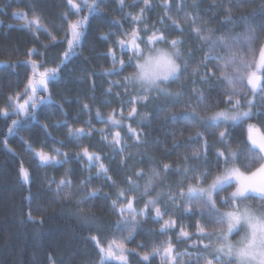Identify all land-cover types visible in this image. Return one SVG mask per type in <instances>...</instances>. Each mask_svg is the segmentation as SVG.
Returning <instances> with one entry per match:
<instances>
[{
  "label": "trees",
  "instance_id": "16d2710c",
  "mask_svg": "<svg viewBox=\"0 0 264 264\" xmlns=\"http://www.w3.org/2000/svg\"><path fill=\"white\" fill-rule=\"evenodd\" d=\"M97 2L99 14H90L87 8L77 14L67 0H0V108H7L9 113L7 116L0 113V264H101L99 249L101 246L106 247L111 240L123 242L129 250L126 253L127 264H163V247L169 241L175 246L181 260H195L198 255L211 258L209 252H204L202 247L197 245H215L216 238L197 235V224L204 226L208 231L218 229L219 224L209 222L206 216L200 215L198 199H178L173 204L166 195L163 196L158 202V206L166 212L163 219H154V212H149L146 217H137L139 223L130 238H127V229H118L116 226L121 216L113 209L112 201L117 200L118 190L123 189L126 197L136 198L134 207L139 210L147 200L156 198L158 194L178 191L180 187L186 190L187 185L194 184L195 181L184 179L183 172L178 171L179 166H198L199 171L203 172L210 162L216 160L217 150L230 147L238 151L247 147L248 123L264 130V90L260 89L252 99V117L241 122L205 129L199 124L188 127L182 122L174 124L168 119L172 112L189 110V105L200 108L202 116L229 107L223 102V98L233 94L229 86L219 79L220 73L215 68V61L209 62L207 68L203 66L204 56L209 53V45L199 41L191 29L200 27L205 30V34L206 30L212 29L215 36H233L246 31L244 24L240 23V18L246 17L259 37L254 44L256 58L259 55L260 43L264 42V32L258 28V25L264 23V15L259 12L264 0H241L239 4L237 0H167L172 5L170 9L161 7L165 0H150L153 5L151 9H144L142 0H124L123 6L119 0ZM74 3L82 4L83 0H74ZM141 9H144L143 21L133 24L128 14L138 15ZM225 9L231 10L232 23H221L229 15ZM14 11H24L29 18L38 15L48 31L57 37L56 42H51L48 33L43 30L34 34L33 30L21 27L24 20L14 16ZM84 16L89 19L81 41L75 48L77 55L61 64L63 53L67 49L66 40L61 38L65 36L67 23ZM192 19H195V24L191 22ZM160 20H163V23H159ZM173 20L186 30L181 33L175 29L172 26ZM117 21L119 23H116ZM152 25H155L154 31L163 32L169 40L180 38L185 41L184 45L180 46L183 59L178 63L182 67L187 63V71L181 74L178 81L163 85L170 92H184L185 95L168 98L153 91L148 102L142 101L135 105L138 114L128 119L127 114L133 107L130 99L134 100L146 93L140 92L138 86H129L127 91L123 86H111L113 81L123 84L122 78L135 69L126 67L119 73L106 75L105 70L113 67L108 49L115 51L117 60L127 61L131 53L122 51L115 41L124 38L122 33L130 32L132 28H140L141 35L146 39L152 32H144L143 29L145 26L151 28ZM110 33L107 40L101 38ZM30 49H35L39 54L33 53L29 57ZM189 49L193 50L194 56H188ZM147 50L145 48V51ZM211 54L222 53L217 50ZM242 54L246 57L251 55L247 50ZM29 59L42 65L40 71L58 66L59 71L48 81L47 91L37 93L38 97H50L51 102L38 104L34 112L29 109L27 116L23 113L16 115L14 109L9 107L8 98L24 92L27 80L33 73L31 65L25 63ZM116 67L119 68L120 65L117 64ZM211 71H215L216 75L204 76L205 72ZM203 79H207L208 83L202 82ZM110 86L111 93L108 91ZM235 87L239 92L233 99L241 100V109L249 106L246 101L251 100V89L246 80L243 84L236 83ZM193 89L197 91L194 93ZM199 95L204 96L203 105L197 99ZM25 98L22 97L20 103ZM177 100L178 103H174ZM85 104L88 105V111L83 110ZM204 105L209 106L207 111L203 110ZM161 107L166 110L158 111ZM121 109L124 116L122 126L106 123L108 114L113 113V110H116V118L121 119ZM97 111L103 120L97 118ZM13 120H19L20 123L16 130L9 134L8 129ZM129 125L140 133V139L145 141L144 143L137 145L134 142L135 137L128 133ZM69 127L84 128L86 133L89 129L97 131L74 139L68 136ZM100 129L106 131L102 133ZM225 130L228 133L225 138L226 145L219 142L218 136L220 131ZM117 131L120 132L123 143L127 145L123 152L102 140V137L111 140L112 134ZM197 131L204 134L203 138L199 142L189 143L188 138L194 136ZM205 139L208 144V162L203 158H190L185 164L184 157H191L192 153L203 151ZM28 144L31 145V150L28 149ZM174 144L180 146L174 148ZM84 147L102 157V163L108 169L106 175L111 177V180L103 174L97 176L96 167L90 169L86 158L76 156ZM56 148L68 154L67 157H59L61 163L41 164L34 155L41 149L55 155L53 149ZM246 162L245 155L242 154L237 164L243 166ZM163 164H170L171 171L164 173ZM223 166L221 162L220 168ZM256 166L258 163L253 165ZM21 168L28 172L27 180L22 177ZM138 170H143L145 175L137 178L135 173ZM154 170L160 173L161 179L155 183L147 196H141ZM217 171L219 169L212 168L213 175ZM128 177L137 181L140 186L138 190L128 191ZM61 178H67L73 184L72 189L64 188L65 192L72 191L69 199L56 197V183L49 187L50 181L58 182ZM210 180L211 177L205 184ZM81 181H87L84 185L86 191L96 190L98 194L85 204L77 205L76 201L85 194L77 190ZM178 181L183 183L178 185ZM232 189L233 185L227 186L216 197L221 211L232 209L231 201L228 204L220 203L221 198L227 197ZM243 201L253 208L264 204V201L255 196H249ZM125 203L126 200L121 198L116 208ZM190 207L192 210L188 211ZM80 208L84 210V215L93 219L86 221L84 216L77 215ZM29 213L37 219L42 218L43 222L33 223L28 219ZM166 219H174L176 225L167 232H161V225ZM181 228L190 234V238L179 237ZM92 236L98 237L99 245L91 239ZM154 248H159L161 254L152 255ZM185 251L192 255L184 256ZM144 254H150L149 261H142ZM104 264L121 262L105 258ZM214 264L218 262L214 261ZM224 264H227V260Z\"/></svg>",
  "mask_w": 264,
  "mask_h": 264
},
{
  "label": "snow or ice",
  "instance_id": "6c2138e0",
  "mask_svg": "<svg viewBox=\"0 0 264 264\" xmlns=\"http://www.w3.org/2000/svg\"><path fill=\"white\" fill-rule=\"evenodd\" d=\"M68 4L76 10L78 14L84 8L89 10L90 14H99L98 2L97 0H83L82 4L74 3V0H67ZM121 6L124 4V0H119ZM144 4V9H151L152 4L150 0H142ZM231 2V0H229ZM241 0H237L239 4ZM251 2V0H247ZM165 9H170L172 5L165 0L161 5ZM183 5L180 6L182 10ZM144 9L140 10L138 15H128L131 17L133 24H140L143 21ZM229 13L221 23H232L233 17L231 15L230 9H225ZM259 12L261 15H264V4H261ZM14 16L24 20V24L21 26L29 30H33L34 34L39 33L41 30L48 33L51 42H56L57 37L52 35L51 32L45 27L41 22V19L38 15H33L32 18H29L27 13L24 11H14ZM64 19H67L65 15ZM89 17L84 16L78 18L74 21H69L67 23V29L65 31V36L61 39H65L67 42V49L63 53V58L61 59V64L65 60L70 59L71 57L77 55L75 48L79 45L81 38L84 34V29L86 28ZM171 19V17H168ZM163 23V20L158 21ZM195 24V19L191 21ZM116 23H119L118 21ZM240 23L244 24L246 31L244 33H238L233 36H215L212 29H208L207 34L205 30H202L200 27H195L191 29V32L195 34L199 41L204 44L209 45V53L204 56L203 66L207 68L209 62L215 61V68L219 71V79L223 81L226 85L229 86V90L232 92V96H226L223 98V102L229 107L225 109H220L217 111H211L208 115L202 116L200 114L201 109L198 107L188 106L189 110L183 111L180 113L172 112L169 114L168 119L172 123L182 122L185 126L195 127L196 124L203 126L205 129L216 127L218 128L221 124L236 123L241 122L245 119H250L252 117L251 107L254 105L253 100H248L246 103L249 105V110H241V100L233 99V96L238 94L239 90L235 87L236 83L243 84L246 80L247 86L251 88L253 92H256L258 89L264 90V42L260 43L259 46V58H255V48L254 44L259 40V37L256 34V30L252 27L250 21L246 17L240 18ZM172 26L183 33L186 29L182 28L177 21H172ZM260 31L264 32V23L258 25ZM155 25H152L151 28L145 26L143 29L144 32H152V35L147 36L145 39L141 35L140 28H132L130 32L122 33L124 38H118L115 43L120 47L122 51H128L131 53L128 60L124 61L123 59L117 60L115 51L112 48L108 49V54L112 57L113 67L111 69L105 70V74L119 73L123 71L126 67H133L134 72L124 76L122 78L123 84L120 81L111 82V86H123L125 91H127L129 86L136 87L138 86L139 91L146 93V95L137 96L134 100L130 99V103L133 104V107L129 110L127 118H134L138 114V109L135 107L136 104L143 102H148L150 99V94L155 91L161 96L171 98L173 96L182 97L185 95L184 92H170L166 87L169 82L178 81L181 74L184 71H187V63L182 67L179 60L183 59L181 55V47L184 45L185 41L180 38L169 40L163 32L155 30ZM108 35L105 34L101 38L107 40ZM158 44H166L167 48L157 47ZM144 45V47H141ZM47 47V45H45ZM147 48V52H145ZM219 50L221 55H212L211 53ZM247 50L251 55L245 56L242 53ZM33 53H36L35 49L29 50V57ZM39 54V53H36ZM193 50H188V56H194ZM26 64H30L33 70L32 76L28 78L27 83L24 88V92L17 93L16 96H10L9 107L14 109V114L19 115L23 113L25 116L29 114V109L33 112L36 110L38 104L50 103V97H38V91H47L48 81L55 77L59 71V66L57 68L48 69L45 68L44 71H40L42 65L35 61L29 59L25 61ZM119 64L120 67L117 68L116 65ZM193 72L196 73V70L193 69ZM258 73H260L258 75ZM216 72H205L204 76H215ZM195 82V81H193ZM202 82L208 83L207 79H203ZM111 86L109 88V93H111ZM219 87V85H216ZM194 93L196 89L192 90ZM31 93V95H29ZM22 97H27L23 100V103H20ZM197 99L203 105L204 96L199 95ZM107 103V101H105ZM174 103H178L174 101ZM219 101L217 102L218 107ZM209 108L208 105L203 106V110L207 111ZM83 110L88 111V105H83ZM164 107L158 109V111H165ZM116 110H113V113H109L106 123L113 126H122V120L124 119L123 110H120L121 119H117L114 115ZM0 113L4 116H7L8 109L0 108ZM97 118L103 120L100 112H96ZM20 123L19 120H13L12 126L9 127L8 132L12 134L16 130V126ZM90 124L91 121L89 120ZM97 131L96 129H89L86 133L84 128H68V136L70 138L79 139L84 135H90L92 132ZM100 132H105L106 129H100ZM182 131V129H181ZM128 133L131 137H135V143L137 145L144 143L145 141L140 139V133L135 129H132L131 126H128ZM203 133L197 131L194 136L188 138V142L193 141L199 142L203 138ZM227 131H220L218 133L219 142L222 144H227L225 138L227 137ZM102 140L109 145L116 146L117 150L123 152L127 147L123 143V138L119 131L112 134V139L107 140L106 137H102ZM60 143H63L60 141ZM247 147L240 150H233L230 147H226L225 150H217L216 160L210 162L209 166L204 169L203 172L199 171L197 167H185L184 165L179 166L178 171H182L184 174V179L194 180L195 183H189L187 189L180 187L178 191H170L168 193L158 194L156 198H152L146 201L142 209L137 210L134 207L135 197L128 198L125 195V190L120 189L117 192V200L112 201V206L115 211L121 216V219L117 221V228H125L128 230V237L132 235V231L138 225L139 220L137 217H146L149 212H154V219L157 221L162 220L166 212L162 211L161 207L158 206V202L162 199L163 196H167L168 200L171 203H176L178 199L182 201H193L199 200V213L200 215L206 216L209 222H215L221 227L216 230L208 231L204 226L197 224L196 234L201 237L212 238L215 237L217 243L213 245L212 243H205L197 245V247H202L204 252H209L211 258L207 256L198 255L195 260H181L180 254L176 253L175 246L171 241L167 242V245L163 247L162 252V261L163 264H214V261L218 264H224V261L227 260V264H264V204L259 208H253L251 206L240 207L239 201L248 199L249 196L258 197L261 201H264V130L260 127L249 124L248 125V136H247ZM6 144V141H5ZM179 144H174L173 147H179ZM28 149L31 150V145H27ZM202 152H194L191 157H184L185 164L188 160L191 159H201L205 162L207 161V140H204L202 146ZM55 155H51L48 152H45L43 149L36 151L34 155L38 157L41 164L48 163H61L59 157H67V153H63L59 148L53 149ZM245 155L246 163L243 166L237 164L241 155ZM78 158H86L89 163V168H97V176L105 175L107 179L111 180V177H107L108 169L102 163V157L99 154L90 152L87 147L81 149L80 152L76 153ZM221 162H223V168H220ZM258 166L253 167L257 164ZM164 173L171 171L172 166L170 164L162 165ZM212 168H217L219 171L215 175L212 173ZM191 173V176H189ZM22 177L27 180L28 172L21 168ZM136 177H143L145 175L143 170H138L135 173ZM207 186H203L206 181L209 180ZM91 179V177H89ZM161 179L160 173L153 171L149 177L148 183L144 188V191L141 193V196H147L149 191L154 188L155 183ZM56 183L55 194L57 198L63 196L65 199H69L72 196V191H64V188L72 189L73 184L67 178H61L58 182L52 180L49 182V187L51 184ZM87 181H81L79 188L77 189L80 192H84V196L77 200V205L85 204L88 200L97 196V191H86L84 185ZM115 182L113 181V184ZM183 181H178L177 184H182ZM127 184L129 185L128 191H135L139 189V184L136 180H133L131 177L127 178ZM235 185V189L227 197L221 198L220 203L228 204L229 201L232 202V210L221 211L217 207L216 197L219 195V192L227 186ZM123 198L126 200L125 204H120V207L117 209L116 206L119 203L120 199ZM167 205H165V208ZM191 207L188 211H191ZM127 213V215H125ZM77 215L84 216L86 221H90L93 218L90 216L84 215V210L80 208L77 212ZM28 219L33 223H42L43 220L37 219L28 214ZM176 225L174 219L163 220L161 225V232H167L170 229H173ZM245 228V234L239 241L235 244L231 241L230 236L235 230H238L239 227ZM179 237L182 239L190 238V234L185 231L183 228L180 230ZM91 239L100 244L98 237L92 236ZM101 264H104L105 258H114L121 262V264H127V255L128 249L125 247L123 242H117L116 240H111L108 242L107 247L101 246ZM161 254L159 248H154L152 255ZM184 256L190 257L192 254L185 251ZM150 254H144L142 256V261H149Z\"/></svg>",
  "mask_w": 264,
  "mask_h": 264
},
{
  "label": "rangeland",
  "instance_id": "374dc122",
  "mask_svg": "<svg viewBox=\"0 0 264 264\" xmlns=\"http://www.w3.org/2000/svg\"><path fill=\"white\" fill-rule=\"evenodd\" d=\"M157 47H163V48H167L168 47V45H162V46H160V45H157ZM145 52H147V51H145ZM259 58V55L256 57V59H258ZM260 73H258V75H259ZM251 89V88H250ZM254 94H255V92H253L252 90H251V95H250V99L252 100L253 99V96H254ZM29 95H31V93H29ZM27 98V97H26ZM25 98V99H26ZM23 103V102H22ZM241 110H243V111H247V110H249V106H246L245 108H242ZM249 124H252V123H248L247 124V131H248V125ZM210 182V181H209ZM203 186H207V183L206 184H204ZM234 189H235V185H233V189H232V191L231 192H233L234 191ZM239 205H240V207H244V206H246L247 205V203H245L244 201H240L239 202ZM247 206H250V205H247ZM217 207H219V205L217 204ZM232 210V209H231ZM226 211H229V210H226ZM219 227H221V225H219ZM245 228L244 227H239L238 228V230H235L234 232H233V234L230 236V239H231V241L235 244L237 241H239L240 239H241V237H243L244 236V234H245ZM107 247V246H106ZM114 259V258H113ZM233 264H235V262L233 263Z\"/></svg>",
  "mask_w": 264,
  "mask_h": 264
},
{
  "label": "bare ground",
  "instance_id": "6f19581e",
  "mask_svg": "<svg viewBox=\"0 0 264 264\" xmlns=\"http://www.w3.org/2000/svg\"><path fill=\"white\" fill-rule=\"evenodd\" d=\"M128 94V93H127ZM143 146V145H142ZM137 147V146H136ZM176 210V209H175ZM180 210V209H179ZM176 212V211H175ZM177 213V212H176ZM182 213V212H181ZM209 256V255H208Z\"/></svg>",
  "mask_w": 264,
  "mask_h": 264
}]
</instances>
